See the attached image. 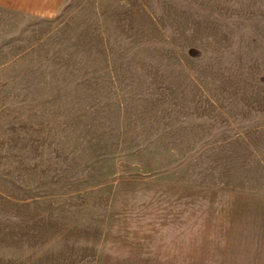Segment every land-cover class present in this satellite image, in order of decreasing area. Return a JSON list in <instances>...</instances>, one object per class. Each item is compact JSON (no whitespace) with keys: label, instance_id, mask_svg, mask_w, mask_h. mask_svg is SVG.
I'll return each instance as SVG.
<instances>
[{"label":"rangeland","instance_id":"374dc122","mask_svg":"<svg viewBox=\"0 0 264 264\" xmlns=\"http://www.w3.org/2000/svg\"><path fill=\"white\" fill-rule=\"evenodd\" d=\"M0 264H264V0L0 11Z\"/></svg>","mask_w":264,"mask_h":264},{"label":"crops","instance_id":"0c3cea01","mask_svg":"<svg viewBox=\"0 0 264 264\" xmlns=\"http://www.w3.org/2000/svg\"><path fill=\"white\" fill-rule=\"evenodd\" d=\"M67 0H0V11L6 15L39 19L56 16Z\"/></svg>","mask_w":264,"mask_h":264}]
</instances>
